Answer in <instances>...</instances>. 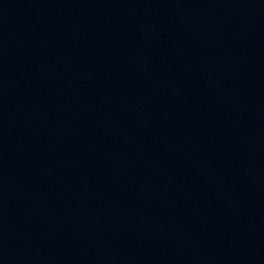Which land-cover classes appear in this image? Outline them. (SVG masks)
Listing matches in <instances>:
<instances>
[{
	"label": "water",
	"instance_id": "obj_1",
	"mask_svg": "<svg viewBox=\"0 0 264 264\" xmlns=\"http://www.w3.org/2000/svg\"><path fill=\"white\" fill-rule=\"evenodd\" d=\"M0 92L58 264H264V0H0Z\"/></svg>",
	"mask_w": 264,
	"mask_h": 264
}]
</instances>
